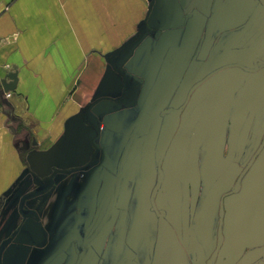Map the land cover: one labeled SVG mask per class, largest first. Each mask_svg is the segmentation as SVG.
<instances>
[{
	"label": "rangeland",
	"instance_id": "obj_1",
	"mask_svg": "<svg viewBox=\"0 0 264 264\" xmlns=\"http://www.w3.org/2000/svg\"><path fill=\"white\" fill-rule=\"evenodd\" d=\"M232 1L219 3L230 9ZM247 2L257 5L253 19L263 20L264 13L259 12H264V0H246L244 5ZM200 3L157 0L150 24L154 31L132 47L138 55L147 52L144 57L152 59L148 61L150 70L159 63L160 73L175 88L179 82L174 75L184 72L187 54L193 51L184 38L192 37L194 18H202V35L209 37L214 28L221 32L217 24L224 15L221 8L206 12L210 16L205 18L193 10ZM206 3L202 0L203 6ZM228 22L230 30L216 37L213 56L218 61H212L201 78L228 63L253 66L250 59L257 52L220 55L230 49L245 50L242 36L250 32L256 37L257 23L244 21L243 29L235 30ZM144 29L142 24L140 32ZM258 55L263 60L258 62L263 68L260 72L244 76L235 67L217 74L196 90L183 113L178 110L187 89L166 103L171 92L156 88L152 99L137 102V107L129 106L130 99L122 105L101 104L96 114L104 112L103 117H91L98 132L85 134L77 123L72 143L64 139L51 148L37 146L30 154L42 156L40 161L46 167L28 173L22 183L2 193L0 264H75L85 248L82 264H158L160 255L161 264H196L218 246L223 204L226 214L221 234L225 242L216 264H234L247 250L264 245V52L260 50ZM192 59L190 56L193 66L203 65ZM143 63L145 60L141 68ZM133 64L126 59L120 65L129 70ZM7 69L8 75L18 72L17 67ZM106 76L115 77L118 83L123 78L110 67ZM239 78L228 93L214 100ZM127 80L129 85L134 82L130 76ZM103 93L108 95L111 89L106 85L98 95ZM169 107L175 111L161 115ZM188 116L193 118L182 124L185 129L179 128L180 118ZM129 141L132 147L119 204L109 218L119 159ZM81 165V170L70 169ZM258 165L263 173L255 183ZM55 168L67 171L56 173Z\"/></svg>",
	"mask_w": 264,
	"mask_h": 264
},
{
	"label": "crops",
	"instance_id": "obj_2",
	"mask_svg": "<svg viewBox=\"0 0 264 264\" xmlns=\"http://www.w3.org/2000/svg\"><path fill=\"white\" fill-rule=\"evenodd\" d=\"M151 1L0 0V203L5 197L2 193L22 183L28 173H38L46 167L47 164L40 161L42 156L30 154L37 146L51 148L64 139L72 143L77 123L84 128L85 134L98 132L91 117L99 119L98 114L103 117L104 112L96 114L101 104L122 105L130 99L129 106L137 107L139 101H150L156 88L162 93L171 92L166 103L176 100L181 89H187L184 103L194 86L211 72L201 78L204 70L212 61L215 64L218 61L217 56H213L218 45L216 37L230 30L228 19L235 30L243 29L244 21L257 23L256 37L250 32L243 34L246 43H241L245 50L230 49L220 57L225 58L233 52L252 51L257 55L260 50L264 52V18L261 21L253 19L257 5L248 2L244 5L246 0H233L228 9L221 8L223 3L219 0H207L205 6L201 0L193 10L205 18L210 16L206 12L221 8L224 15L217 20L221 32L214 28L209 37L202 35V18H194L190 25L192 37L184 38V43L191 44L193 51L187 54L184 72L174 75L179 82L175 88L173 83L166 82V74L160 73L162 66L159 63L150 70L148 61L152 59L144 57L146 51L139 55L136 50L132 51V47L154 31L150 24L157 0L149 13ZM262 11L259 15L264 13ZM142 24L145 25L144 32H140ZM201 55L206 57L201 59ZM190 56L193 61H202L203 65L193 66ZM126 59L135 62L129 70L120 65ZM138 59L145 60L143 68ZM7 67L18 68L16 88L10 91L3 86L9 73ZM107 67L123 77L119 83L115 77L106 76ZM127 76L134 79L130 85ZM106 85L111 93L98 95ZM8 92L12 97L8 98ZM174 111L173 107L164 108L161 115ZM82 167L70 169L77 171ZM65 171L55 170L56 173ZM254 173L257 175L255 183H259L258 177L263 173L261 165ZM48 179L52 180V176ZM35 197L34 194L32 198Z\"/></svg>",
	"mask_w": 264,
	"mask_h": 264
},
{
	"label": "flooded vegetation",
	"instance_id": "obj_3",
	"mask_svg": "<svg viewBox=\"0 0 264 264\" xmlns=\"http://www.w3.org/2000/svg\"><path fill=\"white\" fill-rule=\"evenodd\" d=\"M227 53V52H226ZM231 55V53H230ZM229 54H226V56H230ZM260 56L259 55H256L255 57L251 58V64H253L252 67H249V66H246V65H242L240 63H228V64H225V65H222L220 66L219 68H216L214 70H212L208 75H206L205 77H203L193 88V90L188 94L187 96V100L182 104L181 107H179V112L183 113L185 111V109L189 106V104L191 103V98L192 96L194 95V93L196 92V90H198L199 88H201L203 85H205V83H207L209 80H211L213 77H215L217 74L221 73V72H224L226 70H229V69H232V68H240L243 72V75H247V74H250V73H254V72H260L263 68H260V66L258 65V62L260 61ZM263 60H261L262 62ZM252 62H255V63H252ZM241 79L239 78L238 80H236L231 86H228L226 88H224L223 90H221L219 92V94L216 96V98H214V100H217V98L219 97H222L224 96L226 93H228L235 85L237 82H239ZM195 91V92H194ZM168 111V110H167ZM193 118V116H188L187 118H183L179 120V128H183L185 129V127H183L187 122H188V119H191ZM183 124V126H182ZM203 126H201L202 128ZM200 128V129H201ZM199 129V127L197 128ZM191 133V131H189ZM131 147H132V142H131ZM124 151V149H123ZM122 151V153H123ZM122 153H121V156H122ZM130 153H131V148H130ZM130 153H129V156H130ZM121 156H120V159H121ZM128 156V158H129ZM128 158L126 160V163L128 161ZM120 159H119V163H120ZM119 163H118V167H117V174H118V178H119ZM126 163L124 164V166L122 167V182H121V188H120V192H119V195H118V198H117V202H116V208L114 209V211L112 213H110L113 205H114V200H115V187H116V181H115V184H114V193H113V197H112V204H111V207L108 211V217H112V215L114 214L115 210L117 209V205L119 204V200H120V195H121V191H122V185H123V169H125V166H126ZM239 185V184H238ZM238 188V187H237ZM166 191V190H165ZM164 191V194L166 193ZM236 192V191H235ZM188 195L190 196V200H192V194H191V191H189ZM228 196V194L226 195ZM164 203L167 204V198H166V195H165V199H164ZM153 210H155V208H153ZM225 214H226V211L224 209V204L222 206V213H221V220H220V234L218 235V246L217 248L214 250V252L211 254L210 257H208L207 259H203V260H199L196 264H216V259L219 257V254H220V251H221V247L224 245V242H225V238L222 236L221 234V229H222V226H223V223L225 221ZM160 216L161 217H164L165 216V213L161 212L160 213ZM256 220V219H255ZM255 223V222H254ZM104 225V224H103ZM103 228V226H101L96 234L98 235V233L100 232V230ZM136 228V227H135ZM83 253V256H82V259L80 260L79 264H82V262L84 261L85 257H86V254H87V250L86 248L83 249L77 256V259H76V262L75 264L78 263L79 259H80V254ZM162 260V255L158 256L157 259H156V263L158 264H161V261ZM263 261L264 262V245H261V246H257L255 248H252L250 250H247L243 255L242 257L237 261L235 262L234 264H256L258 262H261Z\"/></svg>",
	"mask_w": 264,
	"mask_h": 264
},
{
	"label": "water",
	"instance_id": "obj_4",
	"mask_svg": "<svg viewBox=\"0 0 264 264\" xmlns=\"http://www.w3.org/2000/svg\"><path fill=\"white\" fill-rule=\"evenodd\" d=\"M155 1L156 0H152L151 1L150 7H149V13H151V11L153 9V6L155 4ZM149 15H148V18H149ZM8 79H10L11 82L10 81L8 82ZM17 81H18V72L10 73L7 76L6 80H3V86L5 87L6 91L14 90L16 88ZM130 148H131V141H129L126 144V146L124 148V151L122 153L121 159H120V163H119V178L116 181V187H115V197H114L115 200H114V205H113L110 213H112L114 211V209L116 208V202H117V198H118V195H119V192H120L121 182H122V177H121L122 176V167L126 163V160H127L128 156H129ZM82 256H83V253L80 254V259H79L77 264H79L80 260L82 259Z\"/></svg>",
	"mask_w": 264,
	"mask_h": 264
},
{
	"label": "built area",
	"instance_id": "obj_5",
	"mask_svg": "<svg viewBox=\"0 0 264 264\" xmlns=\"http://www.w3.org/2000/svg\"><path fill=\"white\" fill-rule=\"evenodd\" d=\"M8 97H11V93H8V95H7Z\"/></svg>",
	"mask_w": 264,
	"mask_h": 264
}]
</instances>
